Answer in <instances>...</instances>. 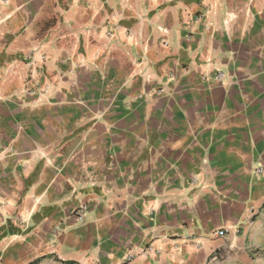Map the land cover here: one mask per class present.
Wrapping results in <instances>:
<instances>
[{
	"label": "crops",
	"instance_id": "crops-1",
	"mask_svg": "<svg viewBox=\"0 0 264 264\" xmlns=\"http://www.w3.org/2000/svg\"><path fill=\"white\" fill-rule=\"evenodd\" d=\"M263 205L264 0H0V264H207Z\"/></svg>",
	"mask_w": 264,
	"mask_h": 264
},
{
	"label": "rangeland",
	"instance_id": "rangeland-1",
	"mask_svg": "<svg viewBox=\"0 0 264 264\" xmlns=\"http://www.w3.org/2000/svg\"><path fill=\"white\" fill-rule=\"evenodd\" d=\"M225 243L226 241L223 242V245L227 246H221L218 252L207 261V264H264V205L252 217L244 245L230 248ZM38 262L39 260L34 262V264H38ZM73 262V264H80L76 261ZM57 264L69 263L67 260L57 259Z\"/></svg>",
	"mask_w": 264,
	"mask_h": 264
},
{
	"label": "built area",
	"instance_id": "built-area-1",
	"mask_svg": "<svg viewBox=\"0 0 264 264\" xmlns=\"http://www.w3.org/2000/svg\"><path fill=\"white\" fill-rule=\"evenodd\" d=\"M221 76H222V72L219 71V75L217 76V78H218V79H221ZM256 170H257L258 172H262V171H263V167L256 168ZM76 213H77V218H79L80 220H82V219L84 218L85 214H86V209H85V208H78V209L76 210ZM225 232H226L225 230L220 229V230H217V231H216V234H217V235H224ZM148 249L150 250L151 247H148ZM134 258H135V255L131 253L130 255H128L127 260H128V261H131V260L134 259Z\"/></svg>",
	"mask_w": 264,
	"mask_h": 264
},
{
	"label": "trees",
	"instance_id": "trees-1",
	"mask_svg": "<svg viewBox=\"0 0 264 264\" xmlns=\"http://www.w3.org/2000/svg\"><path fill=\"white\" fill-rule=\"evenodd\" d=\"M69 264H73L74 262L73 261H67Z\"/></svg>",
	"mask_w": 264,
	"mask_h": 264
}]
</instances>
